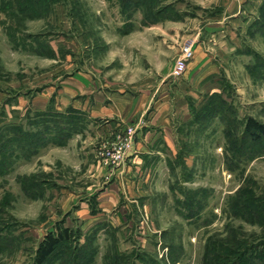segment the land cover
Returning a JSON list of instances; mask_svg holds the SVG:
<instances>
[{
  "label": "rangeland",
  "instance_id": "obj_1",
  "mask_svg": "<svg viewBox=\"0 0 264 264\" xmlns=\"http://www.w3.org/2000/svg\"><path fill=\"white\" fill-rule=\"evenodd\" d=\"M263 5L0 0V264H38L58 229L71 239L47 264H264V220L238 210L264 206V141L244 133L264 125ZM189 41L215 56L216 92L176 112L179 152L131 202L115 187L131 132L97 115L114 93L155 96Z\"/></svg>",
  "mask_w": 264,
  "mask_h": 264
},
{
  "label": "crops",
  "instance_id": "obj_2",
  "mask_svg": "<svg viewBox=\"0 0 264 264\" xmlns=\"http://www.w3.org/2000/svg\"><path fill=\"white\" fill-rule=\"evenodd\" d=\"M207 51L203 46H197L194 59L186 71V81L177 82V85L173 86L174 79L172 80L171 74H168L167 82H164L167 84H163L162 90L158 89L155 96L154 93L150 96L148 92H143L138 97L135 94H133L135 96L133 97L130 92L126 96L114 93L115 95L111 98L109 107L105 108V112L97 115L98 118V116H106L109 113L118 118V125L114 124V130L121 126V129L131 132L129 135L124 134L123 137L119 136L122 141L120 140L118 149L124 151L126 146L124 144L127 142L130 145V150L126 158L121 159V164L116 170L120 176L115 185L122 193L130 192L131 202H138L137 200L142 197L140 194L142 195L141 189L144 187L143 182H145L143 178L149 173L156 174L154 170L155 161L158 160L159 164L162 163L163 149L170 150L168 153L173 152L174 156L179 152H174L172 146L173 139L177 135L173 131L180 123L177 120L179 116L176 112L185 108L188 111V107L191 109L190 98H192V95L204 99L205 95L216 92L214 84L217 65L215 56L207 53ZM82 81L84 84H80L79 89L83 91L86 89L87 86H84L87 84L83 78ZM210 81L211 90L209 89ZM0 101V104H2L3 100L0 99ZM98 108L99 105L95 107L96 110Z\"/></svg>",
  "mask_w": 264,
  "mask_h": 264
},
{
  "label": "trees",
  "instance_id": "obj_3",
  "mask_svg": "<svg viewBox=\"0 0 264 264\" xmlns=\"http://www.w3.org/2000/svg\"><path fill=\"white\" fill-rule=\"evenodd\" d=\"M260 17L264 20V5L261 9ZM247 136H250L251 140L256 143L264 141V125L259 123L253 118H249L246 122L245 132ZM264 206L260 205L259 198L253 199L252 196H246L243 198L238 206V210L242 212V215H250L251 220L263 221L264 220ZM239 211V212H240ZM71 239V231L69 229H58L57 234L49 235L43 242L39 249L38 264H47L51 260L59 257V247L61 245H67ZM79 258L78 255L74 256L75 259ZM70 264V261H69Z\"/></svg>",
  "mask_w": 264,
  "mask_h": 264
},
{
  "label": "built area",
  "instance_id": "obj_4",
  "mask_svg": "<svg viewBox=\"0 0 264 264\" xmlns=\"http://www.w3.org/2000/svg\"><path fill=\"white\" fill-rule=\"evenodd\" d=\"M195 42L189 41L181 48L180 56L174 61L172 70H171V77L173 79H180L186 73L188 66L191 61H193L195 56ZM130 150V145L127 144L126 152L123 156H126Z\"/></svg>",
  "mask_w": 264,
  "mask_h": 264
}]
</instances>
